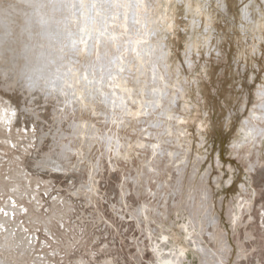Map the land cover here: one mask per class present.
<instances>
[{
  "label": "rangeland",
  "instance_id": "1",
  "mask_svg": "<svg viewBox=\"0 0 264 264\" xmlns=\"http://www.w3.org/2000/svg\"><path fill=\"white\" fill-rule=\"evenodd\" d=\"M245 4L0 0V264H264Z\"/></svg>",
  "mask_w": 264,
  "mask_h": 264
},
{
  "label": "bare ground",
  "instance_id": "2",
  "mask_svg": "<svg viewBox=\"0 0 264 264\" xmlns=\"http://www.w3.org/2000/svg\"><path fill=\"white\" fill-rule=\"evenodd\" d=\"M180 1H181V0H180ZM133 2H134V1H133ZM178 2H179V1H178ZM255 2H256V1H255ZM84 3H85V2H84ZM85 5H86V3H85ZM89 6H90V4H89ZM84 7H85V6H84ZM88 8H89V7H88ZM88 8H87V9H88ZM222 8H224V7L222 6ZM217 10H218V9H217ZM91 11H92V10H91ZM96 12H97V11H96ZM159 12H160V11H159ZM86 13H87V11H86ZM236 14H237V13H236ZM98 15H99V14H98ZM90 16H91V15H90ZM235 16H236V15H235ZM92 17H93V15H92ZM95 17H96V16H95ZM102 17H103V16H102ZM88 18H89V17H88ZM88 18H87V19H88ZM93 18H94V17H93ZM93 18H92V19H93ZM87 19H86V20H87ZM89 19H90V18H89ZM192 19H193V18H192ZM97 20H98V19H97ZM197 20H198V19H197ZM247 20H248V19H247ZM247 20H245V21H247ZM90 22H91V21H90ZM96 22H97V21H96ZM243 22H244V19H243ZM243 22H242V23H243ZM251 22H253V21H251ZM232 23H233V22H232ZM247 23H248V22H247ZM249 23H250V22H249ZM233 24H234V23H233ZM243 24H244V23H243ZM252 24H253V23H252ZM45 25H46V24H45ZM45 25H44V26H45ZM49 26H51V24H50ZM49 26H48V28H49ZM220 26H221V25H220ZM51 27H52V26H51ZM97 28H98V27H97ZM44 29H45V28H44ZM98 29H99V28H98ZM100 29H102V28L100 27ZM46 30H48V29H45V31H46ZM51 30H52V29H51ZM233 30H234V29H233ZM43 32H44V30H43ZM46 32H47V31H46ZM48 32H49V30H48ZM53 33H54V31H53ZM98 33H100V32H98ZM173 33H174V32H173ZM60 34H61V33H60ZM262 34H264V33H262ZM46 35H50V34H46ZM51 35H52V34H51ZM51 35H50V36H51ZM101 35H102V34H101ZM56 36H57V34H56ZM50 38H51V37H50ZM52 38H53V37H52ZM60 38H61V37H60ZM195 39H196V38H195ZM239 40H240V39H239ZM257 45H258V44H257ZM262 45H263V44H262ZM157 47H158V46H157ZM159 47H160V46H159ZM139 49H140V48H139ZM161 49H162V48H161ZM29 51H30V50H29ZM252 53H253V52H252ZM39 54H40V53H39ZM161 54H162V53H161ZM165 54H166V53H165ZM41 55H42V54H41ZM157 55H158V54H157ZM14 56H15V55H14ZM23 56H24V55H23ZM39 56H40V55H39ZM143 56H144V55H143ZM24 57H25V56H24ZM144 57H145V56H144ZM35 58H36V57H35ZM49 58H50V57H49ZM157 58H158V56H157ZM46 59H47V58H46ZM18 60H19V59H18ZM20 60H21V59H20ZM30 60H31V59H30ZM28 62H29V61H28ZM51 63H52V62H51ZM13 64H14V63H13ZM67 64H68V63H67ZM21 65H22V64H21ZM51 65H52V64H51ZM57 66H58V65H57ZM38 67H39V66H38ZM40 67H41V66H40ZM177 67H178V66H177ZM17 68H18V67H17ZM28 68H29V67H28ZM28 68H27V69H28ZM52 68H53V67H52ZM153 68H154V67H153ZM263 68H264V67H263ZM34 69H35V68H34ZM34 69H33V70H34ZM155 69H156V68H155ZM23 70H24V69H23ZM35 70H36V69H35ZM35 70H34V72H35ZM156 70H157V69H156ZM43 71H44V70H43ZM68 71H69V70H68ZM21 72H22V71H21ZM36 72H38V71H36ZM41 72H42V71H41ZM55 72H56V71H55ZM38 73H39V74H42V73H40V72H38ZM60 73H61V72H60ZM68 73H69V72H68ZM58 74H59V73H58ZM58 74H57V75H58ZM62 74H63V73H62ZM64 75H65V73H64ZM34 76H35V75H34ZM55 76H56V75H55ZM58 76H59V75H58ZM58 76H57V77H58ZM78 76H79V75H78ZM39 77H40V76H39ZM59 77H60V76H59ZM65 77H66V75H65ZM45 78H46V77H45ZM36 79H37V78H36ZM53 79H54V78H53ZM57 79L59 80V78H57ZM62 79H63V78H62ZM197 79H198V78H197ZM76 80H77V79H76ZM34 81H35V80H34ZM51 82H52V81H51ZM51 82H50V83H51ZM51 84H52V83H51ZM54 84H55V83H53V85H54ZM121 84H122V83H121ZM202 84H203V83H202ZM84 85H85V84H84ZM203 85H204V84H203ZM203 85H202V87H203ZM54 86H55V85H54ZM56 86H57V85H56ZM118 86H119V85H118ZM98 87H99V86H98ZM122 87H123V86H122ZM204 87H205V86H204ZM58 88H59V87H58ZM58 88H57V89H58ZM123 91H124V89H123ZM160 92H161V91H160ZM157 93H159V92H157ZM161 93H162V92H161ZM204 94H205V92H204ZM207 95H208V94H207ZM205 96H206V95H205ZM10 109H11V108H10ZM196 119H197V117H196ZM198 119H199V117H198ZM197 121H198V120H197ZM200 123H201V122H200ZM209 130H210V129H209ZM7 207H8V206H7Z\"/></svg>",
  "mask_w": 264,
  "mask_h": 264
},
{
  "label": "snow or ice",
  "instance_id": "3",
  "mask_svg": "<svg viewBox=\"0 0 264 264\" xmlns=\"http://www.w3.org/2000/svg\"><path fill=\"white\" fill-rule=\"evenodd\" d=\"M217 5L218 7L220 6V0H217ZM250 5H251V0H249V4H245L244 7L241 9V16H242V19H249V8H250ZM260 15L262 18H264V11H261L260 12ZM258 95L260 96L261 99H264V89H262Z\"/></svg>",
  "mask_w": 264,
  "mask_h": 264
}]
</instances>
